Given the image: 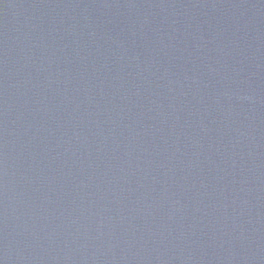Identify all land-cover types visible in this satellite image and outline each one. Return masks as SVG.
Here are the masks:
<instances>
[{"label":"water","instance_id":"95a60500","mask_svg":"<svg viewBox=\"0 0 264 264\" xmlns=\"http://www.w3.org/2000/svg\"><path fill=\"white\" fill-rule=\"evenodd\" d=\"M0 264H264V0H0Z\"/></svg>","mask_w":264,"mask_h":264}]
</instances>
